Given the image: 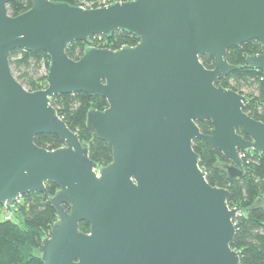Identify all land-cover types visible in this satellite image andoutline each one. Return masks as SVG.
Returning <instances> with one entry per match:
<instances>
[{
	"label": "water",
	"instance_id": "95a60500",
	"mask_svg": "<svg viewBox=\"0 0 264 264\" xmlns=\"http://www.w3.org/2000/svg\"><path fill=\"white\" fill-rule=\"evenodd\" d=\"M0 0V204L48 195L57 213L40 243L43 264H239L227 189L211 186L193 140L216 150L214 168L243 176L239 152L264 156V123L244 112L245 96L216 85L237 69L227 51L264 46V0H132L84 9L31 0L17 16ZM125 31L139 38L118 50L88 47L77 60L66 48L94 35ZM13 50L50 57L46 87L29 91L13 75ZM207 55L213 68L199 60ZM245 64L264 71V54ZM84 92L103 97L85 127L106 142L112 160L98 166L50 98ZM210 121L204 135L197 122ZM58 136L54 150L34 137ZM264 209L261 198L251 209ZM80 222L89 225L79 231Z\"/></svg>",
	"mask_w": 264,
	"mask_h": 264
},
{
	"label": "trees",
	"instance_id": "16d2710c",
	"mask_svg": "<svg viewBox=\"0 0 264 264\" xmlns=\"http://www.w3.org/2000/svg\"><path fill=\"white\" fill-rule=\"evenodd\" d=\"M50 1L77 6L83 0ZM31 6V0H10L7 11L11 16H17L28 11ZM138 41L136 35L115 31L106 36L94 35L85 42H73L67 46L66 54L77 60L90 46L118 50L133 47ZM259 54H264V46L256 40L229 49L226 60L237 69L218 80L216 85L245 96L244 112L252 119L264 123V71L245 64L248 56ZM199 60L205 68H213V60L209 56H200ZM9 64L13 75L25 89L36 91L46 87L50 57L45 52L13 50L9 55ZM50 104L67 127L77 134L81 144L87 146L89 158L98 166L108 165L112 160L111 147L95 134L89 133L85 127L87 113L103 111L107 107L106 100L101 96L77 92L55 95L50 98ZM197 126L204 135L209 134L212 127L208 120L197 122ZM34 143L47 150L63 145L62 140L51 133L35 136ZM192 148L198 154L199 167L205 172L207 183L227 189L228 207L239 210L234 219L235 235L232 243V248L239 253V264H264V209H251L258 198L264 201V156L247 150L243 159V176L228 181L224 171L214 168L216 162L223 160L216 150L197 140H193ZM45 187L47 196L39 192L27 193L22 196L16 217L0 219V264H43L40 243L57 219V213L49 202L57 186L47 183ZM2 207L0 204V213ZM78 228L87 233L89 225L80 222Z\"/></svg>",
	"mask_w": 264,
	"mask_h": 264
},
{
	"label": "built area",
	"instance_id": "2783aa9c",
	"mask_svg": "<svg viewBox=\"0 0 264 264\" xmlns=\"http://www.w3.org/2000/svg\"><path fill=\"white\" fill-rule=\"evenodd\" d=\"M125 1H132V0H83V1H80L77 6L84 8V9H93V8H98L102 6H107L108 4H111L114 2H125ZM93 39H91V42ZM92 47H95V46H92ZM246 151L239 152V156L242 159V163H243V159L246 157ZM21 203H22V196L19 195L17 198H15L13 203L8 204V205L2 204L3 207L1 210L3 213L2 215L3 219L8 220L10 218H13L17 214L19 205Z\"/></svg>",
	"mask_w": 264,
	"mask_h": 264
},
{
	"label": "rangeland",
	"instance_id": "374dc122",
	"mask_svg": "<svg viewBox=\"0 0 264 264\" xmlns=\"http://www.w3.org/2000/svg\"><path fill=\"white\" fill-rule=\"evenodd\" d=\"M2 215H3V213L1 212V213H0V219L2 218Z\"/></svg>",
	"mask_w": 264,
	"mask_h": 264
}]
</instances>
